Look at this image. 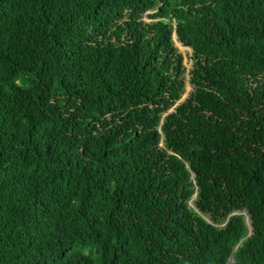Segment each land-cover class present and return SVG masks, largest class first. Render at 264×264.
Here are the masks:
<instances>
[{"label": "trees", "instance_id": "obj_1", "mask_svg": "<svg viewBox=\"0 0 264 264\" xmlns=\"http://www.w3.org/2000/svg\"><path fill=\"white\" fill-rule=\"evenodd\" d=\"M230 258L264 264V0H0V264Z\"/></svg>", "mask_w": 264, "mask_h": 264}, {"label": "rangeland", "instance_id": "obj_2", "mask_svg": "<svg viewBox=\"0 0 264 264\" xmlns=\"http://www.w3.org/2000/svg\"><path fill=\"white\" fill-rule=\"evenodd\" d=\"M146 21H148L146 18H144ZM175 47L178 49V51L182 54V56H184V60H183V62H184V64H185V67H186V78H188L189 76H188V70L190 69V67H191V51H190V49L189 48H186V47H184V48H182L181 46H180V44H178V43H175ZM186 92L184 93V95L182 96V98L180 99V100H183V99H185L186 98V96L188 95V93H189V91H190V88L188 87V86H186ZM169 114V113H168ZM158 141H159V143H160V145L162 144V136H160L159 135V133H158Z\"/></svg>", "mask_w": 264, "mask_h": 264}, {"label": "clouds", "instance_id": "obj_3", "mask_svg": "<svg viewBox=\"0 0 264 264\" xmlns=\"http://www.w3.org/2000/svg\"><path fill=\"white\" fill-rule=\"evenodd\" d=\"M173 40L175 41V43H178V42L176 41V39H174V36H173ZM178 44H179V43H178ZM181 46H182V45H181ZM182 48H184V47L182 46ZM186 91H187V90H186ZM181 102H182V100H179V101H178V104L181 103ZM170 112H171V110H169V112H167V114L170 113ZM167 114H165V115H167ZM165 115H164V116H165ZM158 133H159L160 136H162V141H163V136H164V134H163V132L160 130V128H157V134H158ZM231 262H232V261H231V258H230L229 261L227 262V264H230Z\"/></svg>", "mask_w": 264, "mask_h": 264}]
</instances>
